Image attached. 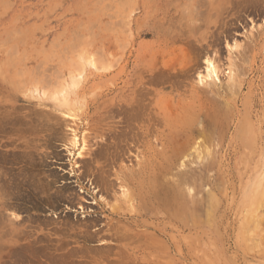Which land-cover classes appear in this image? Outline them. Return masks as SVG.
<instances>
[{
	"label": "rangeland",
	"instance_id": "rangeland-1",
	"mask_svg": "<svg viewBox=\"0 0 264 264\" xmlns=\"http://www.w3.org/2000/svg\"><path fill=\"white\" fill-rule=\"evenodd\" d=\"M6 89L27 115L44 104L81 121L94 105L124 108L136 96L146 110L131 121L135 147L112 171L142 166L156 186L137 216L132 202L118 209L134 187L120 179L90 195L59 179L54 189L86 199L80 210L65 200L41 209V195L29 191L26 211L5 212L25 219L32 236L20 244L38 250L17 262L264 264V0H0V99ZM112 115L101 123L123 130V112ZM47 134L39 131V153L54 149L63 164L45 158L44 166L69 169ZM46 245L50 255L41 254ZM11 261L0 255V264Z\"/></svg>",
	"mask_w": 264,
	"mask_h": 264
},
{
	"label": "bare ground",
	"instance_id": "bare-ground-1",
	"mask_svg": "<svg viewBox=\"0 0 264 264\" xmlns=\"http://www.w3.org/2000/svg\"><path fill=\"white\" fill-rule=\"evenodd\" d=\"M204 64L206 67L205 69L209 71V74L210 72L215 74L216 69L211 62L207 61ZM44 82H46V80ZM6 91H8L6 99H0V148L6 146L7 144H10L13 146V148L12 151L9 150L11 151L10 153L0 150V249H10L4 253L0 252L1 256H4L8 260H12V263H16L18 260L22 262V258L29 259L36 258L37 256V248L35 247L36 249H32L33 242L30 243V241H27L26 244H20L21 241L25 242L32 236L31 232L26 230L27 226L24 225L25 219H18V217V220H16V218H14V220L13 218L11 219L6 215V213L10 210H18V212L22 210L26 211V204L31 202L30 195H27L29 194V191L34 195L38 194L39 197L41 195V209L44 207L43 203L46 206H51L54 208V206H56L55 204L62 200H65L70 204L77 202L76 204L78 205V210L84 208L82 207L83 203H88L85 198H79L77 192L73 193L68 191L70 190L68 187L57 190L54 189V185L59 182V179H62L61 182H63V184L75 183L79 188L78 193L84 194L85 192L89 195L93 190L105 193L112 191L115 187L116 179L117 181L120 179L121 182H119L122 183V185L123 183H131L134 185V187L132 188L129 195H123V199L120 201V205L118 206L119 210L121 209V205L124 206L129 204V202H132L131 204H133L135 207V213H138L144 207H147V205L153 204L155 200L154 191L156 186L154 180H152L150 174H148V170L145 171L141 166L139 169H137V171H135L125 166L123 170H120L119 172L117 171V173H113L112 171L114 167L113 165H115L123 155L125 157V154L129 152V148L132 147L131 145L133 144L134 146L136 143L135 139L137 137V132L134 131L135 126L131 124V121L135 120L142 111L146 110V105L143 108V104L139 103L140 100L138 101V99L135 98L136 96L126 99L124 108L119 105L118 108H115L111 104H106L107 106L102 105V108L98 106L101 108L100 109L93 104L94 109L89 110V112L91 111L90 115H88L84 121H81L80 119L79 121L76 119V117H73L69 114H64L62 118L56 114L57 109L55 107L52 106L48 109L44 104H36V108L34 107L35 109L33 111L31 110L27 115V113L20 112V107L16 105V102L20 101L19 97H10L13 95L12 89L11 91L6 89ZM8 96L11 99H8ZM93 105L91 104V106ZM40 106L41 108H37ZM87 107L88 109L90 108L89 106ZM103 112L106 113L107 116H111L112 113L115 114L123 112L125 115V129L123 128V130L119 131L116 129V126L108 124L103 125L101 123L102 121H105L102 120V118L105 117ZM147 125L148 131L152 126L151 117L147 118ZM82 126L85 127L87 131L83 130L84 132L79 135V131ZM40 130L48 133L46 136L47 140L45 142L51 147V149L56 142H59L58 144L60 146V150L64 151V155L62 156L66 157L64 163H67V165L70 167L67 169L68 171L56 166L55 168L44 166L45 158L50 159V163H54L59 166L63 164V161H61V154L58 152L56 153L54 149L50 150L49 152H44V154L39 153L38 148L40 147ZM88 131L92 134V137ZM66 133H68L69 139H66ZM101 133L106 134L100 135ZM11 134L17 135L15 141H13L14 139L10 141L11 139L9 136ZM93 138H98V140L95 142V145H97L98 148H96L94 151H92V149L90 150L89 148V141H91ZM12 143L15 145H12ZM24 149H27V151H22ZM87 151L92 152L90 153L91 158L89 160H85V154ZM75 159L83 161L82 164H84L83 167L85 170L80 171L82 166H79L78 163L73 161ZM118 168L122 169L120 167ZM53 169H57L58 171L62 172V175H59ZM136 174L141 177V181H136ZM71 179H74V181H71ZM83 181H86V184L89 185L87 188L84 187ZM104 203H106V201ZM32 207L34 206L32 205ZM101 209L104 211L103 208ZM117 211L118 210L111 208L108 213L113 215L116 214ZM137 213L135 214L136 216ZM41 225L44 226V228H46L48 231L57 230L55 222H51V220H45L43 224L41 222ZM52 225L54 226L52 227ZM49 226L52 230L49 229ZM88 227L84 225V228ZM48 247L49 246L46 245L45 248L44 246L42 248H38L41 249V254L50 255L51 252L49 253L50 250H48ZM54 252L56 253V251ZM54 252L52 253L53 255H55ZM57 257L58 258H54L60 259V264H63L62 259L65 256ZM52 263L53 262L51 261L50 264Z\"/></svg>",
	"mask_w": 264,
	"mask_h": 264
}]
</instances>
